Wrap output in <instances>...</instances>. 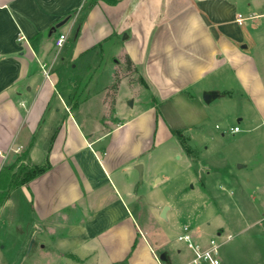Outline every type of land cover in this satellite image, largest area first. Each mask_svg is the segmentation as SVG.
Instances as JSON below:
<instances>
[{"label": "crops", "instance_id": "obj_1", "mask_svg": "<svg viewBox=\"0 0 264 264\" xmlns=\"http://www.w3.org/2000/svg\"><path fill=\"white\" fill-rule=\"evenodd\" d=\"M237 96L235 126L264 124V0H0V173L26 144L30 165H51L0 203V264L34 237L26 264L46 251L52 264H168L171 240L144 209L157 149L174 141L188 161L174 131L206 137L199 115ZM257 175L264 193V166Z\"/></svg>", "mask_w": 264, "mask_h": 264}, {"label": "rangeland", "instance_id": "obj_2", "mask_svg": "<svg viewBox=\"0 0 264 264\" xmlns=\"http://www.w3.org/2000/svg\"><path fill=\"white\" fill-rule=\"evenodd\" d=\"M129 75L134 84L139 79L142 94L147 97L140 76L134 71ZM132 100L122 98L128 113L136 111L130 105ZM244 110V98L237 96L229 107L218 99L199 115H203L206 124V137L202 136L203 128L182 131V137L175 135L180 145L178 151L188 161L174 154V141L160 144L157 149L156 168L161 182L154 181L147 190L144 209L154 215L152 226L171 240L167 246L168 264H187L193 258L187 245L178 241L185 226L190 227L196 240L222 241L232 236L220 249L223 264H264V193L257 190V172L264 166V124L253 117L241 123V133L230 134V127L238 124L234 115L241 113V118ZM29 145L19 151V158L11 165L15 170ZM23 163L30 165L27 159ZM240 165L245 167L239 168ZM163 205L172 208L169 219L159 215ZM135 207L140 210L136 203ZM30 241L26 243L24 257L14 264H26L24 254ZM38 241L43 240L39 237ZM46 254L38 264H52L50 252Z\"/></svg>", "mask_w": 264, "mask_h": 264}, {"label": "built area", "instance_id": "obj_3", "mask_svg": "<svg viewBox=\"0 0 264 264\" xmlns=\"http://www.w3.org/2000/svg\"><path fill=\"white\" fill-rule=\"evenodd\" d=\"M242 17L240 16L238 22L242 23ZM67 36L65 34H60L55 41V47L57 49H62L66 43ZM45 77L49 78V74L45 71ZM219 128V126H216ZM230 134H237L241 132L239 126L230 127ZM232 239L230 236L227 240H218L217 238H212L207 241L196 240L192 235L190 227L185 226L182 229L181 234L178 236V241L183 242L187 245L190 251L193 253V258L187 264H223L220 258V249L229 240ZM155 258L160 262L159 256L152 251Z\"/></svg>", "mask_w": 264, "mask_h": 264}, {"label": "trees", "instance_id": "obj_4", "mask_svg": "<svg viewBox=\"0 0 264 264\" xmlns=\"http://www.w3.org/2000/svg\"><path fill=\"white\" fill-rule=\"evenodd\" d=\"M89 1L94 3L98 0ZM126 63L128 69L131 70L132 62L129 58H127ZM135 72H137L136 69ZM156 111L158 114H160L159 109H156ZM173 134L178 137L183 136L182 131H174ZM28 157L29 152L27 151L26 153H24L22 159L18 161V170H15V167L8 166L5 167L2 173H0V203H4L7 200L12 190L27 185L30 181L47 172L51 168L49 162H46L43 165H26L25 163H23V161H25L26 159L28 160Z\"/></svg>", "mask_w": 264, "mask_h": 264}, {"label": "water", "instance_id": "obj_5", "mask_svg": "<svg viewBox=\"0 0 264 264\" xmlns=\"http://www.w3.org/2000/svg\"><path fill=\"white\" fill-rule=\"evenodd\" d=\"M69 19H70V18L68 17V18L64 19L63 21H61L60 23H58V24L54 27L53 31H54V30H57V29H59V28H61V27H63V26L68 22ZM216 97H217V96H216L215 93H210V92H206V93H204V95H203V99H204V101L206 102V104H210L212 101H214V100L216 99ZM130 105H131V106L133 105V101H130ZM137 170H138V172L140 173V178L142 179L143 166H142L141 164H140V165H137ZM169 209H170L169 206H165V207L163 208V210H162V212H161V214H160V217H161L162 219H167V213H168ZM33 244H34V239H33V240L31 241V243H30V249L32 248ZM159 259H160V261H162V262H166V261H167V256H166V254L163 253V254L159 257Z\"/></svg>", "mask_w": 264, "mask_h": 264}]
</instances>
